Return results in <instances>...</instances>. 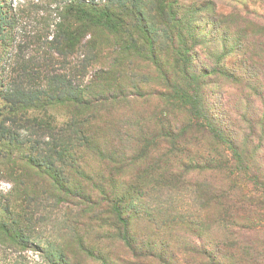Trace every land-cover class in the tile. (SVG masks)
<instances>
[{
  "label": "trees",
  "instance_id": "trees-1",
  "mask_svg": "<svg viewBox=\"0 0 264 264\" xmlns=\"http://www.w3.org/2000/svg\"><path fill=\"white\" fill-rule=\"evenodd\" d=\"M40 6L0 0V147L46 182L26 181L28 208L83 219L46 243V264H264V16L50 0L39 26ZM65 106L66 122L49 114ZM140 211L160 240L135 232ZM16 216L0 242L27 250Z\"/></svg>",
  "mask_w": 264,
  "mask_h": 264
},
{
  "label": "rangeland",
  "instance_id": "rangeland-1",
  "mask_svg": "<svg viewBox=\"0 0 264 264\" xmlns=\"http://www.w3.org/2000/svg\"><path fill=\"white\" fill-rule=\"evenodd\" d=\"M49 2L50 0H13L14 4L21 3L30 6H33L34 4L41 5L38 8L39 26H42V22H44V20L41 19V10H43L44 13L45 11L47 13ZM209 2L214 3L216 14L219 16L220 21L227 25H229L230 15L236 16L238 13L249 11L258 16H264V4H262L260 0H188V4L196 3L197 5H205ZM234 62H236L235 59H231L229 64L233 65ZM222 92L233 93L234 90L227 85L223 87ZM2 106L3 103L0 100V109ZM71 112L72 110L68 106L49 109V114L60 123L66 122L70 118ZM0 154L5 155L4 158H0V220H3L4 222H14V220H18L16 214L20 216V219L24 220L25 218H30L31 220L22 223V225L25 226V229H27L30 238L29 248L27 250H21L19 247H15L12 244L0 242V264H46V243L61 242L65 239L63 234H65L66 227L64 225H66L68 219H71L74 222L76 221L78 224L76 227H80V222H82L83 219L77 220L78 214L76 210H72L67 214L68 212L66 210L59 209L61 211L53 212L51 215L52 218L46 222L45 209L40 208L38 211H35L28 208L27 203L31 202L32 204L34 199L33 196L29 194L30 190L26 187V181L41 186L46 183L45 180L42 177L35 176L33 173H29V176L26 175V181L22 178V175L26 174L23 171L25 166L18 158L19 152L17 150H9L3 145L0 147ZM83 156L84 153H82V167L88 172L93 173L95 170L99 171L100 168H102L100 165L101 162H98L91 154L87 153L85 158H83ZM79 161L80 159H78L77 162ZM128 170L127 176H129L128 179H130L134 172L132 168ZM183 192V205L189 207V204L191 205L188 195L189 189ZM162 198L163 201L167 200L166 197ZM43 199L46 201V194L43 195ZM24 200H26V202H24ZM9 204L17 206L16 210L7 211L5 207ZM44 204L46 205V202H44ZM133 225L136 230L135 232L139 235L140 232L142 234L145 233L149 237L155 238V240L158 238L160 240L162 236L156 231V233H152L153 230H156V226L149 223L148 219L141 211L133 220ZM155 234H158L159 236L154 237ZM168 240H170L169 243H177L174 237L171 239L168 237Z\"/></svg>",
  "mask_w": 264,
  "mask_h": 264
}]
</instances>
